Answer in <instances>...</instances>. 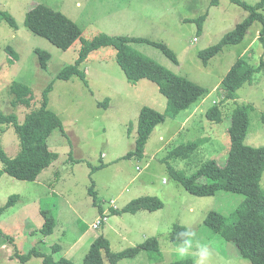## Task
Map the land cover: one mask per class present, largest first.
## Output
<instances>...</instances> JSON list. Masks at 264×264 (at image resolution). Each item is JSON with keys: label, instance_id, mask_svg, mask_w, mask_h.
<instances>
[{"label": "rangeland", "instance_id": "1", "mask_svg": "<svg viewBox=\"0 0 264 264\" xmlns=\"http://www.w3.org/2000/svg\"><path fill=\"white\" fill-rule=\"evenodd\" d=\"M240 1L256 5L262 0ZM37 4L74 21L82 38L62 50L34 34L25 19ZM4 12L15 19L17 28L0 15V112L15 114L20 122L40 107L42 91L59 72L76 62L84 41L103 34L167 45L176 55V63L151 43H131L146 58L205 88L206 94L175 119L167 118L158 125L142 158L123 159L134 150L142 108L160 113L167 109V98L158 86L147 79L129 82L111 46L92 52L81 65L85 80L78 75L56 80L48 108L60 117L63 126L51 134L48 146L58 159L36 181L18 180L8 173L1 177L0 207L13 195H18L19 201L0 217V264H44L43 258L36 256L21 259L32 251L52 255L56 262L64 258L72 264H85L92 243L99 237L108 239L114 253L158 239V253L142 251L118 264H170L194 256L198 243L211 249L208 264H251L235 242L205 223L212 211L232 215L245 196L224 190L212 197L194 196L171 171L191 176L212 159L224 165L231 148L229 127L238 106L248 107L245 144L264 146V69L254 75L252 84H244L236 92L235 99L224 101L222 90L223 78L238 59L245 58L254 68L264 61V49L258 41L262 24L255 22L242 43L226 46L205 66L199 53L219 42L249 14L230 0H220L217 6H211L210 0H0V13ZM261 13L264 15V9ZM36 49L51 55L46 68L41 67ZM15 82L33 91L31 108L13 106L11 86ZM215 105L222 110L219 122L207 117ZM191 142H199L200 147L190 157L170 156L177 146ZM0 148L10 158L20 152L13 125H0ZM0 169H4L1 161ZM92 186L99 206L89 194ZM261 188L264 191V173ZM144 196L160 199L162 209L114 214V210ZM43 210L56 218L50 236L40 232L45 222ZM99 218L106 221L96 230L93 225ZM177 225L196 232L193 246L183 257L177 251L181 242L171 239Z\"/></svg>", "mask_w": 264, "mask_h": 264}, {"label": "trees", "instance_id": "2", "mask_svg": "<svg viewBox=\"0 0 264 264\" xmlns=\"http://www.w3.org/2000/svg\"><path fill=\"white\" fill-rule=\"evenodd\" d=\"M245 8L249 14L235 29L225 34L219 42L201 51L199 58L207 66L211 59L220 54L228 45H238L243 42L248 30L255 22L262 24L258 41L264 49V0L256 5H249L240 0H230ZM220 0H210L211 6L219 5ZM9 24L17 28L15 19L8 13H0ZM200 17V21H203ZM25 25L34 34L48 39L52 44L62 50L70 49L74 43L82 38V30L62 12L37 4L30 8L26 14ZM133 42H145L161 48L164 53L175 63L177 57L165 44L151 42L150 40L129 36H109L106 34L97 36L91 40H85L78 59L59 72L56 80H69L78 75L86 79L81 65L89 55L102 48L111 46L117 51V63L125 72L129 82L136 84L143 79L154 82L161 94L167 98V109L160 113L150 107H143L137 125V138L134 150L123 159L142 158L145 147L154 129L164 123L167 118L175 119L182 111L188 110L194 103L206 94V89L200 85L181 77L155 61L146 58L137 52L132 46ZM9 52H13L9 49ZM39 55L40 65L46 68L51 55L41 49H36ZM12 60V59H11ZM264 69V61L257 68L252 67L245 58L238 59L222 80L224 101L236 98V92L244 84H252L254 75ZM55 81L50 83L41 94L40 107L30 111L23 122H20L15 114L7 115L0 112V125H13L19 137L20 152L14 158H10L0 148V161L4 169H0V179L4 173H8L18 180L36 181L40 174L49 168L57 159L58 154L49 150L48 139L51 134L63 124L60 117L48 108L49 94L54 90ZM13 106L31 108L34 93L30 87L22 83H13L11 86ZM222 110L218 105L211 108L207 117L213 122H219ZM229 127L231 148L226 163L220 165L216 160H208L200 169L191 176H186L181 171H171L175 180L182 184L192 195L197 197H212L218 191L241 193L245 196L244 202L230 216L226 217L218 212H210L205 223L216 232L221 233L227 240L236 243L241 255L251 264H264V191L261 188V180L264 173V146L251 147L245 144V139L250 123L248 107L238 106L233 111ZM63 133L64 130H63ZM200 147L199 142L183 143L177 146L171 153V157L186 159ZM101 167H104L101 166ZM96 168L93 169L94 172ZM209 179L208 183L202 180ZM94 186V185H93ZM89 194L94 198V204L99 206L94 187ZM19 201L18 195H13L8 202L0 207V217ZM163 202L157 197L144 196L131 201L121 210H114V214H135L140 210L156 212L162 209ZM101 213H103L100 207ZM44 225L40 232L44 236L52 235L56 221L55 215H50L44 210ZM187 230L177 225L174 227L171 239L174 243L180 242L177 233ZM3 231L0 228V235ZM57 246L54 247L55 250ZM160 250L158 239L150 238L146 242L135 247L128 248L119 253L111 251L110 242L104 237L97 238L91 245L85 258V264H118L121 260L132 259L142 251L158 253ZM32 256L43 258L44 264H72L68 259L55 261L52 255L32 251L23 256V261ZM170 264H195V256H188L180 261Z\"/></svg>", "mask_w": 264, "mask_h": 264}, {"label": "clouds", "instance_id": "3", "mask_svg": "<svg viewBox=\"0 0 264 264\" xmlns=\"http://www.w3.org/2000/svg\"><path fill=\"white\" fill-rule=\"evenodd\" d=\"M177 237L181 242V247H179L177 251L179 255L183 257L193 246V240L196 237V232L193 229H187L177 233ZM211 255V249L206 244L198 243L196 246V252L194 253L195 264H208Z\"/></svg>", "mask_w": 264, "mask_h": 264}, {"label": "built area", "instance_id": "4", "mask_svg": "<svg viewBox=\"0 0 264 264\" xmlns=\"http://www.w3.org/2000/svg\"><path fill=\"white\" fill-rule=\"evenodd\" d=\"M106 221V218H103V219H98L95 223H94V225H93V228L94 229H99L102 225H103V223Z\"/></svg>", "mask_w": 264, "mask_h": 264}]
</instances>
